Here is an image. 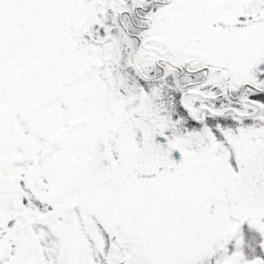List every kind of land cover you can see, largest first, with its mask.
<instances>
[{"label": "snow or ice", "instance_id": "snow-or-ice-1", "mask_svg": "<svg viewBox=\"0 0 264 264\" xmlns=\"http://www.w3.org/2000/svg\"><path fill=\"white\" fill-rule=\"evenodd\" d=\"M0 264H264V0H0Z\"/></svg>", "mask_w": 264, "mask_h": 264}]
</instances>
